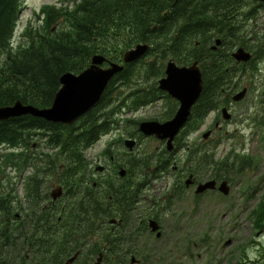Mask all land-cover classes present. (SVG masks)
<instances>
[{
	"label": "trees",
	"instance_id": "obj_1",
	"mask_svg": "<svg viewBox=\"0 0 264 264\" xmlns=\"http://www.w3.org/2000/svg\"><path fill=\"white\" fill-rule=\"evenodd\" d=\"M22 2L0 0V106L21 100L49 107L61 87V76L69 71L82 72L95 54L122 62L124 52L138 43H149L151 48L142 59L127 64L111 80L101 102L71 126L32 115L0 122V145L7 150L0 156V264H62L61 238L67 237L65 242L73 244V237L79 235L95 236L98 254L103 253L108 264H119L117 257L124 261L134 253L129 245L135 235L132 212L143 187L128 178L118 185L111 178H94L88 169L86 150L115 127L132 124L135 119L124 120L128 112H133L131 108L137 110L167 95L158 88V79L165 75L169 59L180 65L199 60L203 69L204 91L188 126L198 125L218 107L217 101L225 93L242 82L254 84L257 61L264 58V25L257 24L264 2L78 0L72 8L44 5L40 9L42 24L35 26L30 21L22 33L26 41L15 46ZM217 39L222 44L213 50ZM235 46L251 51L252 60L235 61L231 56ZM39 132L47 137L43 170L58 172L66 189L65 204L55 212L42 204L38 179L27 173L32 157L19 149L32 147L31 138ZM112 151L113 147L107 148L105 154L113 156ZM186 155L196 160L195 173L211 168L210 174L217 179L228 180L230 175L251 167V161L238 153L220 160L206 152L198 158L192 153ZM134 167V163L128 166L127 176ZM11 171L29 174L23 195L17 192ZM167 196L165 204L170 209L180 194L173 189ZM13 197L19 199L26 214L21 220L24 238H20L22 229L16 231L11 224L19 211ZM156 202L152 201L154 206ZM258 204L251 212L256 230L264 229V194ZM46 213L48 230L41 216ZM117 217L122 222L111 225L110 220ZM32 221L37 225L32 226L30 235L27 228ZM142 224L147 228L146 221Z\"/></svg>",
	"mask_w": 264,
	"mask_h": 264
},
{
	"label": "rangeland",
	"instance_id": "obj_2",
	"mask_svg": "<svg viewBox=\"0 0 264 264\" xmlns=\"http://www.w3.org/2000/svg\"><path fill=\"white\" fill-rule=\"evenodd\" d=\"M77 1L23 0V9L13 39L14 45L18 46L21 41H26L22 33L30 21H33L35 26L42 24L43 16H40L42 6L72 8ZM257 24L264 25V9ZM55 28H58V25H55ZM236 48L238 46L234 47L235 50ZM257 63L259 69L254 77V84L241 83L239 89L248 87L249 93L240 103L232 105L233 116L228 122H223V128L221 130L214 128L217 118L221 116L218 112L212 111L202 122L199 130L187 136V143L199 144L203 141L202 135L206 131L215 129L211 137L214 141L211 146L216 145V140L221 141L214 148L218 158L238 153L251 161V167L244 172L230 175L228 181L231 188L228 195L216 191L198 199L195 187L187 188L184 185L188 175L170 173L175 163L169 167L170 171L162 174L158 167L165 146L163 147L161 141L154 137L141 138V134L135 131L137 127L134 123H124L115 127L86 150L88 169L93 177L111 178L115 184L121 182L120 178L122 180L128 178L131 182H145V178L136 167L129 176L126 174L125 177H120L118 165L128 169L131 163L135 164L143 158L146 162H151L152 177L148 179L150 183L145 184L138 202L133 205L135 209L132 212L131 225L135 235L130 239L129 245L133 247L134 253L129 254L124 261L117 257L119 264H132L133 255L139 260L142 259L141 264H264V229L256 230L251 218V212L253 213L260 205L258 202L264 194V58L259 59ZM174 104L176 103L167 98H161L139 107L135 114L128 112L124 120L135 119L139 123L145 120L163 122L174 115V111L170 114ZM176 105L178 109L179 103ZM129 132L135 134L136 137L132 138L139 142L132 151L125 145L126 139L131 137ZM46 138L41 134H34L30 142L36 144V148L32 146L23 150L32 157L26 168H34L30 171L37 177L39 186H42L43 181L51 179L47 185L51 196V190L58 178L51 177L53 170H43V167H46V156L43 154L47 151ZM110 142L113 143L114 159L102 153L106 144ZM6 151V146L0 145V156ZM184 158V151L180 150L173 162L181 160L183 163ZM98 165H105V170L97 171ZM158 174L162 177H158ZM11 175L17 192L21 195L26 193L25 179L14 171H11ZM208 177L209 172L203 175L202 179ZM179 185H183L180 191ZM172 189H175L180 197L175 200L176 204L168 209L165 202ZM153 200H157V206L153 205ZM151 218L161 224L163 232L161 238H156V234L148 227L144 228L142 221L147 222ZM104 264H108L107 259Z\"/></svg>",
	"mask_w": 264,
	"mask_h": 264
},
{
	"label": "water",
	"instance_id": "obj_3",
	"mask_svg": "<svg viewBox=\"0 0 264 264\" xmlns=\"http://www.w3.org/2000/svg\"><path fill=\"white\" fill-rule=\"evenodd\" d=\"M221 44L222 40L217 39L213 49H217ZM149 49L150 45L148 43L137 44L124 53V64L109 61L105 55L96 54L92 57L91 64L82 72L76 74L69 71L61 76V87L56 93L51 106L38 107L18 100L12 105L0 106V122L23 115H32L52 123L74 124L101 101L109 83L118 73L124 70L125 65L139 60ZM235 51L233 57L238 62H248L253 56L244 47H238ZM105 63H108V65L105 66ZM159 88L178 99L180 108L172 120L165 123L157 120H146L140 123L139 128L146 135L155 134L161 139L169 138V149H171L173 139L188 121L192 107L198 101L203 90L202 72L198 62L181 66L174 60H169L166 75L159 79ZM247 93L248 88L245 87L234 96V100L242 101ZM224 115L226 118L231 117L226 109H224ZM209 133H206L205 136H208ZM128 143L133 146L135 142ZM104 169L103 165L97 166L98 171H104ZM120 175L122 177L126 175L124 169L120 170ZM192 178L193 176H190L187 180L188 187L193 183ZM197 187L195 193L204 192L207 189L215 188L216 181H209ZM218 189L226 195L230 192L227 181H223ZM63 194V188L60 186L52 193V197L56 200ZM110 222L112 224L118 223L115 218L111 219ZM150 227L153 232H157V237L162 236L160 224L157 220L151 219ZM102 260L103 254L99 256L96 264H101ZM136 262L137 259L132 257V263Z\"/></svg>",
	"mask_w": 264,
	"mask_h": 264
},
{
	"label": "bare ground",
	"instance_id": "obj_4",
	"mask_svg": "<svg viewBox=\"0 0 264 264\" xmlns=\"http://www.w3.org/2000/svg\"><path fill=\"white\" fill-rule=\"evenodd\" d=\"M178 1H180V0H176V2H178ZM262 1V0H261ZM262 2H264V1H262ZM22 9H23V5H21V10H20V12H19V18H20V14H21V11H22ZM18 22H19V19H18V21H17V25H18ZM17 27V26H16ZM138 44H145V43H138ZM149 44V43H148ZM137 45V44H136ZM136 45H134V46H136ZM150 45V44H149ZM134 46H132V47H134ZM131 47V48H132ZM131 48H129V49H131ZM150 48H151V45H150ZM129 49H127V50H129ZM212 49H213V46H212ZM218 49V48H217ZM234 49V48H233ZM126 50V51H127ZM150 50V49H149ZM149 50H148V52H149ZM213 50H216V49H213ZM125 51V52H126ZM249 51V50H248ZM124 52V53H125ZM147 52V53H148ZM234 52H236L235 51V49L234 50H232L231 51V56H232V58L235 60V58L233 57V53ZM146 53V54H147ZM252 53V52H251ZM145 54V55H146ZM144 55V56H145ZM252 55H253V53H252ZM144 56H142L140 59H142ZM123 58H124V54H123ZM252 58H253V56H252ZM252 58H251V60H252ZM139 59V60H140ZM139 60H137V61H139ZM251 60H249L248 62H250ZM137 61H133V62H131L130 64H134V63H136ZM198 62V65H199V67H200V69H201V72H202V78H203V90H202V93H203V91H204V86H205V82H204V74H203V69H202V67H201V64H200V61L199 60H195L194 62ZM236 61V60H235ZM114 62H116V61H114ZM238 62V61H237ZM248 62H239V63H248ZM118 63H121V64H124V60L122 61V62H118ZM167 63H168V61H167ZM167 63H166V67H165V75H166V68H167ZM192 64V63H191ZM191 64H185V65H182V66H186V65H191ZM127 65V64H126ZM125 65V66H126ZM125 69V68H124ZM165 75H163L162 77H164ZM161 77V78H162ZM160 78V79H161ZM235 81H237L236 79H235ZM240 85V84H239ZM239 85L237 86V88H234L233 90H231V91H229V92H227V93H225L226 95L224 96V98H221V99H219L218 101H217V106L218 107H216V108H212L211 110H210V112L205 116V117H203L202 119H201V121H200V123L198 124V125H191V126H188V123L190 122V120L192 119V116H193V111H194V108H195V106L197 105V103H198V101H199V99H200V97H201V95H202V93H201V95H200V97H199V99H198V101L195 103V105L192 107V111H191V115H190V117H189V119H188V121L186 122V124L181 128V130L179 131V133L175 136V138L173 139V141H172V148L171 149H169V138H166V139H161V138H159L157 135H155V134H153V135H146L144 132H142L141 130H140V128H139V125H140V123L142 122H140L139 123V125H138V122L136 121V120H133V122H132V124L134 123L135 125H136V132H139L140 134H141V138L142 137H148V138H150V137H154V138H156V139H158V140H160L161 141V143L163 144V147L165 146V148H164V151H163V154H162V157H160L159 158V171L161 172V173H167L168 171H170L169 170V167L171 166V164L172 163H175L176 165H174L173 166V168H172V170L170 171V173H174L175 175L176 174H186V175H188V177L186 178V180H185V183H184V185L187 187V188H191V187H195V192L197 191V186H199L200 184H205V183H207V182H209V181H213V180H215L216 181V187L215 188H210V189H207V190H205L204 192H200V193H195V195L197 196V198L198 199H202L204 196H205V194H207V193H210V192H216V191H219V192H221L218 188H219V186H220V184L223 182V181H227L228 182V184H229V181L227 180V179H217L216 177H213L210 173V169H208L207 170V168H202V169H200L198 172H196L195 173V171L193 170V167H195L196 165H195V163H196V160H191V159H189L188 157H187V155L186 154H188V153H192V155L195 157V158H198L200 155H202L203 153H208V154H211V155H214V158L216 159V160H220V159H223V157H220V158H218L217 156H216V152L214 151L215 149V147H217V145H218V143H221V141H219V140H216V145L215 146H211L212 145V143L214 142L213 140H211V137H212V135H213V133H214V131H215V129L216 130H221L222 128H223V122H228L230 119H231V117L230 118H226L225 117V115H224V109H226L227 110V112L231 115V116H233L232 115V113H231V107H232V105H234V104H238V103H240L241 102V100L240 101H236V100H234V96L235 95H237L239 92H241V90L242 89H244L245 87H243L242 89H239ZM150 87V84L146 87V89H148ZM158 87H159V80H158ZM248 88V87H247ZM165 92V91H164ZM224 92H225V90H224ZM167 95H169L168 94V92H165ZM248 93H249V88H248ZM247 93V94H248ZM167 95H164V96H167ZM163 96V97H164ZM162 97V98H163ZM246 98V97H245ZM244 98V99H245ZM161 99V98H160ZM167 99L168 100H171L172 102H174V103H176L177 104V102L179 103V107H178V109L180 108V101L178 100V99H176V98H174V97H172V96H170V97H167ZM243 99V100H244ZM101 102V101H100ZM150 104V102H148L146 105H149ZM176 104H174V107H173V109H172V111H170V114L174 111V115L170 118V119H167V120H164L163 121V123H165V122H167V121H169V120H172L174 117H175V115L177 114V112H178V109H177V105ZM141 106H144V105H141ZM131 110L133 111L132 113L133 114H135L136 112H138L136 109H133V108H131ZM212 111H216V112H218L219 114H220V116L221 117H218L217 118V121H216V124L214 125V128L215 129H209L208 131H206L203 135H202V137H203V141L202 142H200L199 144H197V143H190V142H188L187 143V136H190V134L191 133H194V132H196V131H198L199 130V128L201 127V124H202V122L206 119V117L212 112ZM146 121V120H145ZM157 121H159V120H157ZM160 122H162V121H160ZM71 125H73V124H69L68 126H71ZM108 126H109V124H108ZM208 132H210L209 133V135L208 136H205V134L206 133H208ZM128 134H130V138H127L126 139V143H125V145H126V147L128 148V150L129 151H132V150H134V147H135V145H136V143L138 144L139 142H137L135 139H133L132 137H136V135L135 134H132L131 132H129ZM140 138V137H139ZM131 141H134L135 143H134V145L133 146H130V144L128 143V142H131ZM95 145V144H94ZM94 145H92V146H94ZM91 146V147H92ZM90 148V147H89ZM88 148V149H89ZM107 148H110V150H111V148H112V142H110L109 144H106V147L104 148V150L102 151V153H105V150L107 149ZM180 150H183L184 151V162L183 163H181L180 161L181 160H178V161H176L175 160V162H173L174 161V158H175V155H177L178 154V152L180 151ZM140 158V157H139ZM138 158V159H139ZM150 164H151V162H146L145 161V158H143V159H141V161H139V162H135V167L138 169V172L145 178V182L144 183H140L141 184V186L143 187V190H144V187H145V184H149L150 182L148 181V179L149 178H151L152 177V171H151V167H150ZM162 165H165V167H162ZM118 168H120V170L122 171V169H124L125 170V174H127L128 175V173H129V168L128 169H125L124 167H122L121 165H118ZM209 172V177L208 178H206V179H202V176L203 175H205L206 173H208ZM160 175L161 174H158V177H160ZM190 176H193V183L188 187L187 186V180L189 179V177ZM120 183L119 184H122L123 183V181L124 180H122L121 178H120ZM195 181H196V184H195ZM195 184V185H194ZM115 185H118V184H115ZM183 185H179L178 186V188H180V187H182ZM230 186V185H229ZM231 188V187H230ZM142 190V191H143ZM173 190V189H172ZM171 190V191H172ZM141 193L142 192H140V195H141ZM223 193V192H222ZM230 193V192H229ZM224 194V193H223ZM139 195V196H140ZM224 195H226V194H224ZM99 204V203H98ZM99 209V208H98ZM97 209V210H98ZM147 227H148V229H151V227H150V221L149 220H147ZM162 237V236H161ZM160 237V238H161ZM102 254V253H101ZM95 259V258H94ZM93 259V260H94ZM148 260V259H147ZM103 261V260H102ZM141 262H142V259H140L139 260V262L137 263V264H141ZM102 264V263H101Z\"/></svg>",
	"mask_w": 264,
	"mask_h": 264
},
{
	"label": "flooded vegetation",
	"instance_id": "obj_5",
	"mask_svg": "<svg viewBox=\"0 0 264 264\" xmlns=\"http://www.w3.org/2000/svg\"><path fill=\"white\" fill-rule=\"evenodd\" d=\"M37 134H41L42 133H37ZM36 144L33 145V148H36ZM21 150H23L24 148H19ZM111 159H114V157H111ZM31 169H34L33 167H29L27 173H30L32 175H35L32 171H30ZM22 174V173H17L19 175H21V177L23 179H25L24 181V186L25 183L27 181L26 177L29 174ZM36 173V172H35ZM162 174H166V173H162ZM51 177H55L58 178V180L56 181L55 187L51 190V196L52 193L58 189V187H62L63 188V192L64 195L61 198L58 199H53V197L51 198V196L49 195V191H48V184L51 182V179L49 180H45L42 182V186L40 187V194L42 197V204L47 206V208L49 210H51L52 212H55L58 208L63 207V204H65V200H64V196L66 193V189L64 187V185L60 182L59 178L61 177V175L58 172H52ZM160 177H162L160 175ZM196 184V181H195ZM194 184V185H195ZM51 198V200H50ZM15 202V206L16 209L19 210L17 212H15V214L12 217L11 220V224L15 227L16 231L18 229H22V225L23 222H21L22 217L26 216V214L24 213V211L22 210V205L20 204V201L17 197H13L12 198ZM43 217V225L45 230H48V214H42L41 215ZM11 219V218H10ZM37 225L36 222L32 221V224L30 222L28 228H27V233H30V235L33 233V225ZM29 235V236H30ZM25 236V231L22 229L21 230V235L20 238H24ZM75 241H73V244H67L65 241L68 240L67 237H62L61 238V244H60V257L61 259H64V261L62 262V264H96L97 260L99 258V256L101 255L98 254L97 252V238L95 236H83L81 237L79 236H75L73 237ZM103 254V253H102ZM29 257V256H28ZM95 258V259H94ZM94 259V260H93ZM105 263V256L103 254V261L102 264Z\"/></svg>",
	"mask_w": 264,
	"mask_h": 264
}]
</instances>
